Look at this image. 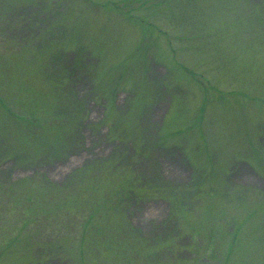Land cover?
I'll use <instances>...</instances> for the list:
<instances>
[{"label":"rangeland","instance_id":"374dc122","mask_svg":"<svg viewBox=\"0 0 264 264\" xmlns=\"http://www.w3.org/2000/svg\"><path fill=\"white\" fill-rule=\"evenodd\" d=\"M0 264H264V0H0Z\"/></svg>","mask_w":264,"mask_h":264},{"label":"trees","instance_id":"16d2710c","mask_svg":"<svg viewBox=\"0 0 264 264\" xmlns=\"http://www.w3.org/2000/svg\"><path fill=\"white\" fill-rule=\"evenodd\" d=\"M35 26H36V25H34V27H35ZM123 208L126 209L125 206H124ZM126 210H127V209H126ZM127 213H129V212H127ZM165 224L168 225L169 223L165 222ZM138 232H139L140 234L142 233V234L144 235V238H145V239H148V238H149V234H148V233H145V232H143V231H141V230H138ZM176 237H179V236H176Z\"/></svg>","mask_w":264,"mask_h":264}]
</instances>
